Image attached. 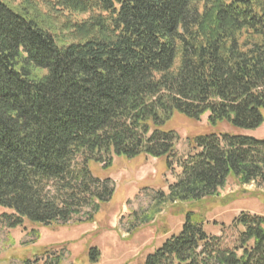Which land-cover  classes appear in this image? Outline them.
Wrapping results in <instances>:
<instances>
[{
  "label": "trees",
  "instance_id": "trees-1",
  "mask_svg": "<svg viewBox=\"0 0 264 264\" xmlns=\"http://www.w3.org/2000/svg\"><path fill=\"white\" fill-rule=\"evenodd\" d=\"M37 2L44 14L0 0V224L93 221L115 185L91 164L164 158L180 171L153 203H170L181 227L137 264H264L263 215L240 211L226 235L206 217L228 179L264 184V138L197 133L176 157L168 128L203 115L214 128L263 124L264 0ZM43 246L19 264L62 263Z\"/></svg>",
  "mask_w": 264,
  "mask_h": 264
},
{
  "label": "rangeland",
  "instance_id": "rangeland-1",
  "mask_svg": "<svg viewBox=\"0 0 264 264\" xmlns=\"http://www.w3.org/2000/svg\"><path fill=\"white\" fill-rule=\"evenodd\" d=\"M2 1L17 10L25 7L29 13H45V7L37 0ZM45 18L53 28H58L57 19L48 15ZM168 128L178 135L176 157L187 152V138L197 133L227 131L264 138V122L251 130L236 128L227 122L214 128L208 126L207 115L200 120L177 117ZM90 168L94 176L109 177L115 185L111 199L100 204L93 221L69 223L64 227L57 224L42 227L24 222L23 227L13 229L0 224V264H19L23 256L30 255V247L39 245L64 253L61 264H91L86 256L91 246L99 250V260L95 264H137L179 231L182 216L174 215L172 205L155 206L153 203L155 193H167L168 184L180 171L174 160L173 167L167 170L164 158L115 156L107 168L97 164H91ZM217 198L224 203L206 216L207 229L213 234L223 232L226 235L230 221L240 211L264 216V184H241L230 178L219 189ZM3 210L0 208V212ZM36 232L38 239L34 238Z\"/></svg>",
  "mask_w": 264,
  "mask_h": 264
}]
</instances>
